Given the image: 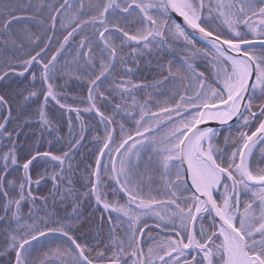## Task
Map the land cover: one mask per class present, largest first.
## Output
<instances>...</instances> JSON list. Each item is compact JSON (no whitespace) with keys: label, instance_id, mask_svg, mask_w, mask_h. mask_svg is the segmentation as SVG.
Listing matches in <instances>:
<instances>
[{"label":"snow or ice","instance_id":"obj_1","mask_svg":"<svg viewBox=\"0 0 264 264\" xmlns=\"http://www.w3.org/2000/svg\"><path fill=\"white\" fill-rule=\"evenodd\" d=\"M67 4L63 0L49 13L46 27L41 28L42 46L40 36L25 30L26 38L38 45L34 53L24 52L23 40L11 35L9 25L25 19L16 14L15 6H9L6 19L0 21V61L7 66L0 72V81L10 72L22 77L34 64L38 66V72H29L27 95L21 93V110L28 119L19 112L14 118L8 99L0 95L5 113L0 115V233L4 240L0 264H264V159H254L257 145L264 155V0H88L87 5L78 0L79 12L72 18L61 12ZM173 14L205 41L206 48H193V56L204 58L211 73L206 75L187 57L182 69L174 71L170 66L154 91L166 88L167 81L178 83L183 94L176 92L164 101L150 95L131 107L116 105L133 122V131L125 134L124 124L119 123L116 134L112 117L100 110L97 101L108 102L113 92L134 98L132 89L149 87L130 79L111 81L116 68L124 65L123 74H132L140 57L169 47V41L195 43ZM58 17L63 18L58 21ZM38 22L45 25L44 20ZM58 25L66 29L63 43L50 57L42 55ZM73 33L83 37L76 45L82 51L75 53L72 69L60 68L63 57L61 61L57 57ZM60 72L66 77L64 87L73 78L86 83L82 107L63 102L65 94L55 83ZM106 84L112 85L107 95L102 91ZM49 104L65 114L75 113L79 132L68 116L71 138L61 154L36 150L21 160L24 146L17 138L33 122L29 109L35 108L41 136L58 131L59 121L53 123L50 118ZM82 113L99 117L103 134L95 139L100 147L94 166H87L86 190L77 191L69 178L61 200H71L76 220L83 200L89 197L109 213L108 243L94 247L78 242L71 234V221L41 223L43 216L32 209L25 213L23 207L26 201L35 203L32 187L44 178L33 179L34 161L58 169L51 176L53 182L59 178L64 183L68 173L78 171L73 165L85 139ZM234 118L242 121L243 128L258 120V127L251 133L239 131L236 140L225 138V144L235 145L234 150L225 151L217 141L218 130L202 125L210 121L227 125ZM13 122L17 127H10ZM105 157L107 163L102 164ZM21 171L22 176L13 175ZM154 177L159 180L155 195ZM108 180L114 182L112 200L106 198ZM119 193L126 197L123 203L116 199ZM145 218H153L155 227L168 235L160 239L149 231L148 242L142 244L149 228ZM53 237L66 238L71 247L50 244ZM40 244L48 246L38 248Z\"/></svg>","mask_w":264,"mask_h":264},{"label":"trees","instance_id":"obj_2","mask_svg":"<svg viewBox=\"0 0 264 264\" xmlns=\"http://www.w3.org/2000/svg\"><path fill=\"white\" fill-rule=\"evenodd\" d=\"M70 0H68L69 2ZM63 4V0H0V21L6 19V13L9 11V6L16 7V14L25 17V19L21 22L13 21L9 28L11 29V35L13 37H19L23 40L24 43V52H33L34 50H38V45L29 41L25 36V30L27 32L33 33L35 35L40 36L39 46H42L45 43L44 36L41 35V28L46 27L48 23L49 13L52 9L59 8V6ZM43 5V7H41ZM48 5L52 7L49 8ZM65 9V6L64 8ZM61 9V10H62ZM33 16L34 20H28L27 17ZM58 21L62 19V17L57 18ZM44 20L45 25L42 26L38 21ZM51 35L50 32L47 33ZM66 34V29H62L57 26L55 30V35L51 36V43L47 44V51L42 53V55L50 57L52 54H55L57 47L60 43H63V36ZM74 34V33H73ZM80 41V40H79ZM71 42V41H70ZM70 42H68L70 44ZM78 42L73 45H69V48L65 49V53L63 52L60 56H63V61L68 58V54L75 56L76 52L82 51L77 48L75 51ZM196 45L200 49L206 48V45L202 44L195 40ZM95 53V46H93ZM21 50L16 51V55H20ZM66 54V55H65ZM98 55V53H95ZM58 56V58H62ZM80 58L78 57V60ZM184 59L183 57L172 51H160L156 56L153 55L150 60L149 57H141L138 61V67L131 75L123 74V70L119 67L111 74L110 80L113 82H123L124 80L130 79L133 83L140 85H148L149 87H141L132 89L134 91V98L140 99V103H143L144 100H147L151 95L153 97L158 98L160 101L170 100L176 92H181L182 89L178 83H169L166 88H163L160 92L154 91V87L157 85L158 81L162 78V76L168 74V68L171 66L173 70L182 69L184 67ZM6 64L3 61H0V72L6 70ZM14 67L19 70V65H14ZM200 71H205L206 75H210L211 68L206 64L205 60H201L197 66ZM38 66L34 65L33 68L30 69L29 72L33 70L37 71ZM18 76L14 72L9 73V77L5 78V81H0V95H4L6 99H8L9 104L13 109V117H17L18 112L19 115L28 119V116L21 110V106L24 104V100L21 96V93L27 95V89L30 87L31 77L29 75ZM66 78V77H65ZM175 81L179 80V77L172 78ZM63 82L59 83V85H63ZM39 84V81H37ZM187 81H185V85ZM68 96L64 97L63 102L74 107L83 106V98L87 95V85L84 82H77L75 79H71L66 87ZM112 90V85L106 84L102 91H105L107 95L108 91ZM132 96L125 95L123 98L120 96L118 92H113V95L109 97L108 102L97 101V106L100 108L102 112L106 116H111L113 119L112 127L116 128V134H119L120 129L118 127L119 123L124 124L125 134L127 132L133 131V122L127 118L126 112L122 111L121 108H116V105H129L134 99ZM128 102V103H127ZM54 103V102H53ZM153 103L152 100H149V105ZM50 106V105H49ZM50 108L52 111L50 112V118L53 120V123L57 124L58 131H54L52 135L45 133L43 136L40 135L41 129L37 127V117L35 115V108L29 109L28 112L31 115V120L33 121L30 126L24 128V133L21 134L17 138L18 142L24 146V150L20 153V159L23 160L25 156L28 155L29 152H34L36 150L41 151H52L54 154H61V148L66 149L67 141L71 138L69 136L68 131V116L72 117V126L76 132H79V124L80 121H77L75 118V113H67L65 114V110H61L58 106L53 107L51 104ZM4 109L0 108V115H4ZM82 120L85 124L84 136L85 139L82 142V147L79 150V154L75 158V163L73 167L78 169L73 173H68L65 177L64 183H61L59 178L56 182H53L51 176L54 171H58L55 169L53 164L48 165H37L34 161L35 165L32 168L33 179L36 178L37 175H43L44 178L41 180V183L38 186L32 187V193L36 197V201L33 204L31 201H26L23 204L24 211L27 213L29 209H32L35 215L43 216L44 220L41 223H47L49 225L60 221L64 223H68L71 221V234L75 236L78 242L82 244H87L89 246H96L98 244L102 245L108 243L109 229L110 225L108 222V215L102 205H97L91 197L86 200H83L82 207L80 209L81 215L79 220L72 215L71 208L72 202L71 200H61V195L64 194L65 186L67 183V179H71L73 181V187L77 189V191L86 190L84 185H86V171L87 166H94L96 153L98 148L100 147V142L95 139L97 135L103 134V125L99 123V117L95 116L91 113H82ZM10 127H17V124L13 122ZM241 130L244 131H252L255 128H243V124H239L237 127L232 130L219 133L222 138V142L220 147L225 151L234 150L235 145L232 143L225 144V138H231L233 140L237 139V133ZM116 134L114 137L116 138ZM254 159L262 160L264 159V155L259 153L258 151L254 155ZM106 160V159H105ZM15 177L22 176V171L13 174ZM55 184V186H54ZM114 186L113 181H107L106 188L108 190L107 199L112 200L113 194L111 189ZM57 187L59 188V192H57ZM153 187V195L156 194V190L159 188V180L154 177L152 182ZM147 191V187L145 188ZM46 198V199H45ZM116 199L120 200L121 203L124 202L126 197H124L123 193H119L116 196ZM245 197L242 195V201ZM113 218H115V214H112ZM25 219L27 217L25 216ZM31 222V221H29ZM149 225H155L152 222H148ZM153 237L164 238L165 235L161 231L157 229L149 230ZM148 231V232H149ZM3 234L0 233V245L4 243L2 238ZM56 243L54 244L63 247H71L69 242L63 237H55ZM148 242V237L146 234L144 244ZM51 244V243H50ZM48 245L40 246L38 248H46Z\"/></svg>","mask_w":264,"mask_h":264},{"label":"rangeland","instance_id":"obj_3","mask_svg":"<svg viewBox=\"0 0 264 264\" xmlns=\"http://www.w3.org/2000/svg\"><path fill=\"white\" fill-rule=\"evenodd\" d=\"M80 2H83L85 5H87V2H88V0H80ZM215 2V0H213V3ZM69 5L71 6V7H69ZM61 12L62 13H66V15H67V17L68 18H72V17H74V16H76L77 14H78V12H79V8H78V0H70L69 2H68V4L67 5H65V9H62L61 10ZM63 18V17H62ZM83 37L82 36H80L78 33H74L73 34V36L69 39V41L68 42H70V44L71 45H73V44H75L76 42H78L79 43V40H81ZM77 43V44H78ZM169 44H170V48H171V51L173 50L174 52H176V53H178V54H180L182 57H183V59L185 60V58L187 57L188 58V61L189 62H193L194 63V66L196 67L197 66V64L201 61V60H203L204 58H200V57H196V56H193V48H195V49H200V48H198V46L196 45V43H194V45H187V44H185L182 40H173V41H169L168 42ZM69 43L68 44H66L65 46H64V50L67 48H69V45H70ZM77 49V47L74 49V51ZM164 49L167 51V47H163V48H160V49H154L151 53H146L144 56H142V57H146L147 56V58L149 57V60H150V58L153 56V55H157V54H159L160 53V51L162 52V51H164ZM61 51V54L64 52L65 53V51ZM66 55V54H65ZM60 57H64V55L63 56H60ZM73 55H71V54H68V58L66 59V60H64V61H66L67 63L65 64L64 63V61H62L61 62V64L59 65V67L60 68H64V67H67L69 70L70 69H72L73 67H74V65H73V63H72V60H73ZM77 60H78V57H75ZM141 58V57H140ZM58 61H61V59L60 58H58L57 59ZM205 60V59H204ZM35 65V64H34ZM33 65V66H34ZM128 66H131V61H129L128 62ZM119 68H121L122 70L124 69V65H120V66H118ZM31 69V68H30ZM30 69L28 70V72L30 71ZM136 70V68H134V71ZM134 71H133V73H134ZM28 72H25V74H24V76L26 77L27 75H28ZM37 72H38V69H37ZM129 75H131V74H129ZM65 75L63 74V72H60V73H58V75H57V77H56V80H55V83H56V85H58V86H60L59 87V91H61L62 93H64L65 94V97L66 96H68V94H67V89H66V87H64V82H65ZM61 81L63 82L62 84L63 85H59V83H61ZM132 91V93H134V91L133 90H131ZM121 96V95H120ZM134 102H138V103H140V99H138V98H134L133 99V101L130 103V107L131 106H133L134 105ZM128 103V102H127ZM50 106H51V104H49ZM128 105H129V103H128ZM50 106H49V108H50ZM249 127L250 128H256V127H258V120H252L251 122H250V125H249ZM125 129V128H124ZM248 132L250 133V131L248 130ZM229 138V137H228ZM114 139H115V137H114ZM217 141L219 142V146H220V144H221V142H222V138L220 137V135H218V137H217ZM259 153L261 154V152L259 151ZM104 163H107V157H106V160H105V162ZM30 168H31V166H30ZM110 182H111V180H109ZM33 186H36V185H33ZM39 187V186H38ZM242 199V198H241ZM145 219H148V222H152V223H154V219L153 218H145ZM155 224V223H154ZM149 226H152V225H149ZM160 239H163V238H160ZM42 240H43V238H42ZM144 241H145V239H144ZM56 243L57 241H56V238L55 237H53V238H51V240L49 241V243ZM144 244V243H143ZM42 245H44V246H46L45 244H40V245H38V247H40V246H42Z\"/></svg>","mask_w":264,"mask_h":264},{"label":"water","instance_id":"obj_4","mask_svg":"<svg viewBox=\"0 0 264 264\" xmlns=\"http://www.w3.org/2000/svg\"><path fill=\"white\" fill-rule=\"evenodd\" d=\"M173 17H174V19L176 20V22L181 23V25L185 28V30H186L189 34H191V35L195 38L196 41L201 42L202 44L206 45V44H205V41L199 37V35L195 32V30H192V29L188 28L186 25L183 24V20H182L181 17L176 16L175 14H173ZM167 49H168L169 51H171V48H170V47H167ZM258 115H259V114H258ZM241 122H242V121H239V118H234V120L231 121V122H229V124H227V125H220L219 123H217V122H215V121H210L209 124H207V125H202V127H208V126H211V127L216 128V129L218 130L219 133H222V132H226V131L232 130L233 128H235V127H237L239 124H241ZM259 147H260V145H257V149H254V154H255V152L258 150ZM104 159H105V158H104ZM104 159H102V164H103ZM152 228L157 229V230L160 231V229L156 228L155 226H149V228L145 230L146 233H147L150 229H152ZM162 233H163V232H162ZM164 234H168V233H164ZM145 236H146V234H145ZM65 239H66V238H65ZM144 239H145V237L142 238V241H141L142 244L144 243Z\"/></svg>","mask_w":264,"mask_h":264}]
</instances>
